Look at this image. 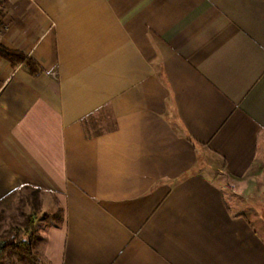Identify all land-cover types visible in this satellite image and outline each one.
Returning <instances> with one entry per match:
<instances>
[{"label": "crops", "instance_id": "1", "mask_svg": "<svg viewBox=\"0 0 264 264\" xmlns=\"http://www.w3.org/2000/svg\"><path fill=\"white\" fill-rule=\"evenodd\" d=\"M4 3L41 71L0 57V203L39 189L38 258L264 264L227 188L264 165V0Z\"/></svg>", "mask_w": 264, "mask_h": 264}, {"label": "rangeland", "instance_id": "2", "mask_svg": "<svg viewBox=\"0 0 264 264\" xmlns=\"http://www.w3.org/2000/svg\"><path fill=\"white\" fill-rule=\"evenodd\" d=\"M247 179L250 180V185L241 186V184L246 185ZM227 188L228 200L232 210L245 213L264 234V165L262 162L260 168H255L254 173L246 177L241 183L227 186ZM32 205L35 206V211L31 210ZM38 205L39 195L34 201L32 190L24 187L14 191L5 201L0 203V236L1 238L4 236L0 239L1 245L7 242L8 237H5V235L9 229L19 227L26 215L35 212V226H39L41 218L38 219L37 217L42 216V210ZM59 215L60 210L57 209L54 216L57 218ZM49 218L51 219V217ZM35 256L38 258L36 253ZM5 264L28 263L20 261L16 255H12Z\"/></svg>", "mask_w": 264, "mask_h": 264}, {"label": "trees", "instance_id": "3", "mask_svg": "<svg viewBox=\"0 0 264 264\" xmlns=\"http://www.w3.org/2000/svg\"><path fill=\"white\" fill-rule=\"evenodd\" d=\"M0 57L10 62L12 66L23 63L32 74L41 71L34 58L26 56L19 50L0 45ZM94 119V117H89L83 121L84 133L88 137L101 133L103 129L97 127L98 121ZM108 128H110V126ZM24 188L32 190V197L35 201L39 195V189L30 186H24ZM31 210L35 211L34 205H32ZM35 219L36 214L32 212L24 217L19 227H11L9 229L8 233L5 235V237H8L7 242L2 244L0 249L1 264H5L12 255H16L20 261L27 262L28 264H48L35 256V242L38 239L35 230ZM2 238H4V236H2ZM2 238L0 236V239Z\"/></svg>", "mask_w": 264, "mask_h": 264}, {"label": "built area", "instance_id": "4", "mask_svg": "<svg viewBox=\"0 0 264 264\" xmlns=\"http://www.w3.org/2000/svg\"><path fill=\"white\" fill-rule=\"evenodd\" d=\"M4 14H5V3L4 0H0V33L2 32L3 29Z\"/></svg>", "mask_w": 264, "mask_h": 264}, {"label": "water", "instance_id": "5", "mask_svg": "<svg viewBox=\"0 0 264 264\" xmlns=\"http://www.w3.org/2000/svg\"><path fill=\"white\" fill-rule=\"evenodd\" d=\"M0 248H1V244H0Z\"/></svg>", "mask_w": 264, "mask_h": 264}]
</instances>
